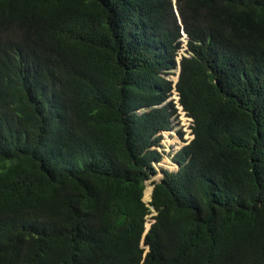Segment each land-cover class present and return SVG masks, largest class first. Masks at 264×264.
Returning <instances> with one entry per match:
<instances>
[{"label": "trees", "instance_id": "obj_1", "mask_svg": "<svg viewBox=\"0 0 264 264\" xmlns=\"http://www.w3.org/2000/svg\"><path fill=\"white\" fill-rule=\"evenodd\" d=\"M0 264H264V0H0Z\"/></svg>", "mask_w": 264, "mask_h": 264}, {"label": "rangeland", "instance_id": "obj_2", "mask_svg": "<svg viewBox=\"0 0 264 264\" xmlns=\"http://www.w3.org/2000/svg\"><path fill=\"white\" fill-rule=\"evenodd\" d=\"M176 5V3H175ZM176 11L178 13V9L176 6ZM180 17V16H179ZM184 30V29H183ZM185 36V35H183ZM185 39L186 42H189L188 36L186 35L183 40ZM189 45H183V47L180 49V51L178 52V56L180 55H189ZM177 76H178V72L174 73L173 75H170L169 77L173 79H175V83L177 80ZM176 77V78H175ZM175 85V84H174ZM176 87V85H175ZM174 96V93H172V96L169 97V99H171ZM176 97V99L174 100L175 102L178 103V109L176 111V113L173 115V127L171 130H167V131H160L157 133V137L161 136L158 145L153 146L154 148H159L161 150V153L163 154L162 159L159 162H154V166L157 170V173L155 175H153L150 179L147 180V184L145 187V191H146V195L144 192V201L148 202L150 199V191H151V185L153 184V182H159L164 178L165 172L164 170L167 169L169 171H178L177 169H168L167 167H165L163 165V162L165 160V158H169L172 160V155L176 152H178L182 147H184L185 145H187L188 143H190V141L194 138V133H193V126H194V118L191 117L186 110H184L183 106L181 105L180 101H178L179 98V94L176 93L174 98ZM180 111L183 115V122L185 123V127H186V131H184L183 128H178L176 124H174L175 121V116L177 114V112ZM178 120L179 122L182 121L181 115L178 114ZM182 132V133H181ZM174 139H177L179 142H183V145L178 146L177 143L173 142ZM173 161V160H172ZM177 163V162H176ZM180 168V167H179ZM148 184H151L148 186ZM155 213H151L148 216L147 219V223L146 225L149 226L151 221H152V215Z\"/></svg>", "mask_w": 264, "mask_h": 264}, {"label": "clouds", "instance_id": "obj_3", "mask_svg": "<svg viewBox=\"0 0 264 264\" xmlns=\"http://www.w3.org/2000/svg\"><path fill=\"white\" fill-rule=\"evenodd\" d=\"M177 12V11H176ZM183 35H187V33L184 31V30H182L181 31V37H180V41L182 42V45H181V47L179 48V50H178V52L180 51V49L183 47V45H188L189 44V42H186L185 41V39L183 40V38L185 37V36H183ZM188 36V35H187ZM189 39V38H188ZM178 52H177V55H176V60H177V66L175 67V68H171V69H169L168 70V73H167V75H166V77H167V79H169V80H171L172 81V85H173V88H172V90H171V92H170V94H169V97H171L172 96V93H174V96H175V94L176 93H178L179 94V92L177 91V88L175 87V85L177 84V82H178V80H179V76H180V72H181V60L184 58V57H189L191 54H192V52L191 51H189L190 53H189V55H185V56H183V55H180V56H178ZM178 72V76H177V80H176V83H175V79H174V81H173V79L172 78H170L169 76L170 75H173L174 73H177ZM176 78V77H175ZM175 84V85H174ZM174 96L171 98V99H169V97L162 103V104H169V103H171V102H173L174 104H175V106H176V108L178 109V103L177 102H175L174 100L176 99V97L174 98ZM180 100V97L178 98V101ZM143 111H146V109H144ZM176 113V112H175ZM174 113V114H175ZM173 114V115H174ZM178 114H180L181 115V118H182V121H180L179 122V120H178ZM183 118H184V115L180 112V111H178L177 112V114H176V116H175V121H174V124H176L177 125V127L178 128H183L184 129V131H186L187 129H186V125H185V123L183 122ZM171 120H172V124H173V116L171 117ZM163 131H167V130H163ZM160 152H161V150L159 149V148H157ZM163 155V154H162ZM173 160V159H172ZM174 161V160H173ZM174 162H177V161H174ZM178 163V162H177ZM154 183V182H153ZM151 224V223H150Z\"/></svg>", "mask_w": 264, "mask_h": 264}, {"label": "water", "instance_id": "obj_4", "mask_svg": "<svg viewBox=\"0 0 264 264\" xmlns=\"http://www.w3.org/2000/svg\"><path fill=\"white\" fill-rule=\"evenodd\" d=\"M177 165H178V169H179L180 164L177 163ZM162 180H163V179H162ZM162 180H161V181H162ZM161 181H159V182H161ZM147 183H148V182L146 181V182H145V185H146ZM155 183H156V182H154V183L152 184V190H151V195H150V199H149V201L152 200V194H153V190H154V188H155ZM148 185H149V184H148ZM150 228H151V224H150L149 226L146 225L145 234L150 230ZM145 234H144V235H145Z\"/></svg>", "mask_w": 264, "mask_h": 264}, {"label": "bare ground", "instance_id": "obj_5", "mask_svg": "<svg viewBox=\"0 0 264 264\" xmlns=\"http://www.w3.org/2000/svg\"><path fill=\"white\" fill-rule=\"evenodd\" d=\"M149 185H151V184H149ZM149 185H148V186H149ZM151 190H152V185H151ZM145 195H146V191H145ZM150 195H151V191H150Z\"/></svg>", "mask_w": 264, "mask_h": 264}]
</instances>
